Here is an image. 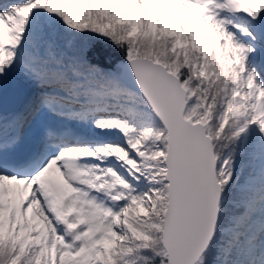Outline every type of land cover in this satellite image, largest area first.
<instances>
[{
  "label": "snow or ice",
  "instance_id": "1",
  "mask_svg": "<svg viewBox=\"0 0 264 264\" xmlns=\"http://www.w3.org/2000/svg\"><path fill=\"white\" fill-rule=\"evenodd\" d=\"M0 264H264V0H0Z\"/></svg>",
  "mask_w": 264,
  "mask_h": 264
}]
</instances>
